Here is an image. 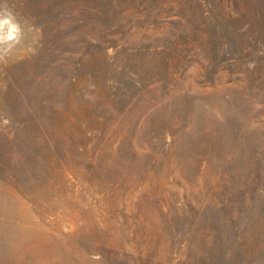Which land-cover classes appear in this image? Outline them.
<instances>
[{"label": "rangeland", "instance_id": "rangeland-1", "mask_svg": "<svg viewBox=\"0 0 264 264\" xmlns=\"http://www.w3.org/2000/svg\"><path fill=\"white\" fill-rule=\"evenodd\" d=\"M0 264H264V0H0Z\"/></svg>", "mask_w": 264, "mask_h": 264}]
</instances>
